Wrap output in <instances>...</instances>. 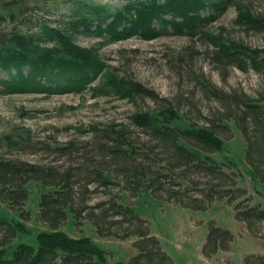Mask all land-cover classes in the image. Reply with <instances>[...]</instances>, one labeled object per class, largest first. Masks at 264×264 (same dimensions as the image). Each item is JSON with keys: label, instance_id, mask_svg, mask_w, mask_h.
I'll list each match as a JSON object with an SVG mask.
<instances>
[{"label": "rangeland", "instance_id": "obj_1", "mask_svg": "<svg viewBox=\"0 0 264 264\" xmlns=\"http://www.w3.org/2000/svg\"><path fill=\"white\" fill-rule=\"evenodd\" d=\"M125 1L0 0V15L5 18L1 28L23 33H38L48 28L70 32V23L85 14V4L104 5L110 12H115ZM238 1L242 9L253 16L264 17V0ZM238 16L236 7H228L205 30L214 40L216 36L225 42L235 41L247 47L264 49V32L245 28L238 23ZM74 42L96 50L103 63L95 79L82 90L65 93L9 91L0 84L1 157L44 168L54 167L58 171L79 170L88 157L100 156L94 146L102 139L100 134L128 125L133 112L147 111L156 115L161 111L170 116L172 125L184 128L207 125L214 113L223 111V105L206 92L203 81L229 93L241 92L256 99L264 95V73L252 69L241 71L231 65L217 66L211 58L214 45L206 37L169 33L152 39L131 36L105 42L78 30ZM0 78H7V74L0 71ZM128 81L153 90L157 98L144 94L125 96ZM167 107L173 108L174 115L164 111ZM218 122L222 126L227 124V128L215 129L223 138V148L205 153L235 179L236 186L247 190L250 198L242 206L258 204L264 208V185L252 175L244 159L242 135L231 119L220 118ZM126 136L135 143V154L148 148L147 135L138 129L129 127ZM62 146L66 148L64 151L59 149ZM106 164L108 162L99 163L97 159L88 164L89 172H93L91 166H96L103 180L108 177L110 182L95 180L88 184L87 209L78 215L72 209L58 228L73 238H90L106 250L108 263L121 261L128 264L138 252L133 246L137 236L124 237L131 230L124 232L112 225L116 235L102 236L90 220L91 209L96 216L112 203L128 206L142 218V225L149 228V235L159 240L160 249L170 256L171 264H243L246 255L258 250L264 253V221L257 225L258 231L252 235L244 222L235 219L233 206L226 199L210 202L206 210L183 207L173 200L158 199L148 190L134 192L125 186L123 175ZM157 164L158 167L162 165L161 162ZM179 181L181 179H177ZM180 184L186 197L197 194V188L191 182L181 181ZM24 188L27 196L19 204L8 203L0 193V216L5 219L0 222V250L6 252V258H10L11 251L18 244L36 246L37 234L49 229L39 216V200L43 193L52 189L31 178L26 180ZM101 203L104 205L97 207ZM210 221L228 229L233 240L229 250L205 257L202 246ZM16 223L23 230L17 231ZM121 226L127 228V222Z\"/></svg>", "mask_w": 264, "mask_h": 264}, {"label": "trees", "instance_id": "obj_2", "mask_svg": "<svg viewBox=\"0 0 264 264\" xmlns=\"http://www.w3.org/2000/svg\"><path fill=\"white\" fill-rule=\"evenodd\" d=\"M85 6V14L70 23V32L57 28L38 33L5 30L1 28L5 18L0 15V71L7 74V78H0V84L9 91L65 93L82 90L95 79L103 63L96 50L74 42L78 30L105 42L131 36L152 39L169 33L206 37L214 45L211 58L217 66L231 65L241 71L252 69L264 73L263 48L225 42L216 36L214 40L205 30L232 6L238 9L239 24L264 32V17H255L242 9L238 0H126L115 12H110L104 5ZM155 23L159 25L153 27ZM201 83L206 92L223 105V111L214 113L204 127H179L172 125L170 116L161 111L156 115L136 111L130 114L128 125L100 134L102 139L94 144L100 156L94 159L87 156L88 160L79 170L58 171L54 167L44 168L0 156V193L8 203L19 204L26 198L24 185L30 178L52 189L43 193L39 200V216L49 229L37 234L36 246L18 244L11 251L10 258H6V252L1 249L0 264H124L121 261L108 263L106 250L90 238H73L58 228L72 209L77 215L87 209L88 184L95 180L110 182L108 177L103 180L96 166H91L93 172L87 170L88 164L96 159L99 163L108 162L106 166L120 172L125 186L137 193L138 190H148L158 199L173 200L194 210H206L210 202L226 199L233 206L235 219L244 222L249 233L255 235L257 225L264 221V208L258 204L242 206L250 198L247 190L236 186L235 179L205 152L223 148V138L215 129L227 128L226 123L222 126L218 122L220 118L231 119L244 139V159L252 175L264 185V95L256 99L241 92L223 91L206 81ZM124 91L125 96L144 94L157 98L153 90L132 81L126 82ZM172 109L167 107L164 111L174 115ZM131 126L148 137V148L140 154H135V143L126 136ZM59 149L64 151L66 148ZM158 162L162 163L159 167ZM177 179L191 182L197 188V194L186 197V192L180 190L181 181L177 182ZM103 209L96 216L92 209L88 214L99 235L115 236L112 229L115 225L124 232L131 230L124 237L137 236L133 246L138 252L128 264L172 263L170 256L160 249L159 240L149 235V228L142 225V218L132 208L112 203ZM118 215L120 218L113 219ZM4 221L0 216V222ZM125 221L127 228L121 226ZM14 227L17 231L23 230L19 223ZM232 240L233 234L228 229L210 221L202 253L211 257L218 251H227ZM254 261L264 262V256L246 255L243 264H254Z\"/></svg>", "mask_w": 264, "mask_h": 264}, {"label": "crops", "instance_id": "obj_3", "mask_svg": "<svg viewBox=\"0 0 264 264\" xmlns=\"http://www.w3.org/2000/svg\"><path fill=\"white\" fill-rule=\"evenodd\" d=\"M252 253H261V255H264V253L261 252L260 250H258V251H254V252H252Z\"/></svg>", "mask_w": 264, "mask_h": 264}]
</instances>
